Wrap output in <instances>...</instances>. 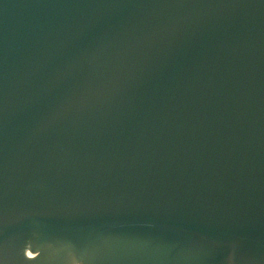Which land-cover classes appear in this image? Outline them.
<instances>
[{
	"label": "water",
	"instance_id": "water-1",
	"mask_svg": "<svg viewBox=\"0 0 264 264\" xmlns=\"http://www.w3.org/2000/svg\"><path fill=\"white\" fill-rule=\"evenodd\" d=\"M0 264H264V0H0Z\"/></svg>",
	"mask_w": 264,
	"mask_h": 264
}]
</instances>
